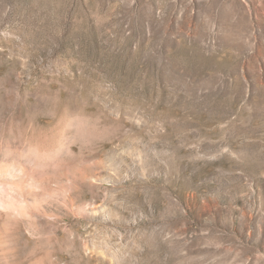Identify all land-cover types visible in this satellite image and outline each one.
Returning <instances> with one entry per match:
<instances>
[{"label": "rangeland", "instance_id": "374dc122", "mask_svg": "<svg viewBox=\"0 0 264 264\" xmlns=\"http://www.w3.org/2000/svg\"><path fill=\"white\" fill-rule=\"evenodd\" d=\"M0 264H264V0H0Z\"/></svg>", "mask_w": 264, "mask_h": 264}]
</instances>
